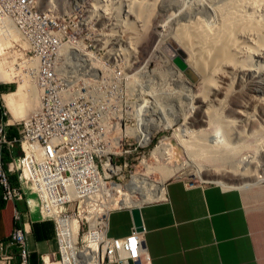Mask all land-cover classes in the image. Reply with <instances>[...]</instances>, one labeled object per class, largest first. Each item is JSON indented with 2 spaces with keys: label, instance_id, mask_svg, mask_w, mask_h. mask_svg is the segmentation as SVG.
Listing matches in <instances>:
<instances>
[{
  "label": "built area",
  "instance_id": "1",
  "mask_svg": "<svg viewBox=\"0 0 264 264\" xmlns=\"http://www.w3.org/2000/svg\"><path fill=\"white\" fill-rule=\"evenodd\" d=\"M76 18L68 32L64 17L39 15L35 0H0V24H10L26 46L24 50L17 44L25 52L22 60L35 63L34 68L22 67L39 96L37 108L26 118L0 123V201L13 206L12 229L0 240V264H30L29 194L37 202L39 220L53 224L57 246L39 254L40 264H148L150 260L143 231L133 227L129 235L112 238L107 235V217L104 223L95 215H81L108 197L105 185L121 183L132 151L149 144L135 141L123 129L122 59L111 57L114 66H105L107 54L91 56L89 62L95 66L81 70L84 60L60 53L63 44L88 46L85 32L91 26L81 25V12ZM97 29L95 46H108V36L101 40L108 32ZM103 88L108 94L104 101L98 96ZM10 126L16 129L15 136L10 135ZM131 140L136 142L133 150ZM11 176L19 183L13 184Z\"/></svg>",
  "mask_w": 264,
  "mask_h": 264
},
{
  "label": "rangeland",
  "instance_id": "2",
  "mask_svg": "<svg viewBox=\"0 0 264 264\" xmlns=\"http://www.w3.org/2000/svg\"><path fill=\"white\" fill-rule=\"evenodd\" d=\"M199 1L200 0H162L160 8H156L157 10L155 11L154 19L151 23L152 25L150 26L149 35L151 43L147 47L148 49H143L135 59L134 51L130 48V44L124 43L123 41V25L125 22L124 18L126 16L124 12L126 9L124 0H102V4L109 5L106 14L103 10L101 11L97 9V7L101 4L97 0H36L38 13L42 16H52L56 13L59 16L64 17L67 25L66 30L68 32L74 28L77 21L76 15L80 12L81 25L87 23L91 26V29L85 32V37H88L87 47L84 48V46L80 43L72 42L63 45L60 53L63 55H65V53L72 55L85 53V56L90 58L91 56L95 58L102 57L107 54V57L110 58H105V66H114V59L111 57L116 56L122 59L120 64L123 69V129H145L149 128V126L151 127L152 125H154L153 127L162 125L159 126L160 129L158 131L152 132V140L146 148H138L136 151H132V154L128 156V167L123 169V180L120 183L123 186L131 181L134 174L147 173L144 164L150 165V167H156V165H177L181 167L176 174L165 180L164 184L172 178H182L194 183H202L201 178L197 174L192 176H189L188 174L196 173L200 168L205 167H208L209 169L227 170L234 168L242 169L245 162L252 156L254 158L247 163L249 167L247 170L253 171L256 166L262 169V166L264 165V130L257 137L249 136L239 142L233 140L230 141L231 138L229 139V136L228 144L231 147H235V157L234 159L232 158L233 161L229 159L230 161H223L224 163L221 162L222 164H220V161L215 162L213 160L216 163L215 164L211 160L210 154L206 149L200 146L195 148L193 143L192 145L190 144V141H194L190 139V136H195L193 133H197L200 128L198 129V127H196V129H194L193 127L192 130L190 128L187 131L188 133H182V141V138H178L179 136L175 135L182 129H186L184 126V115H189L188 113L191 111L192 96L198 94L200 95L203 91V79H201V77H199L195 82L188 79L185 74V78H187L189 82L178 77V73L175 71L177 69L175 68L182 71L175 61L178 54H173L171 50V48L176 50L181 46L186 50L191 48H195L196 50L194 43L192 42V45L190 43L191 41L189 42L188 40L181 38L179 33L180 28H182L181 26H183L184 23H188L191 19H203V17H207V15L210 17L213 16L214 11L208 6H205L200 10L196 8ZM210 10L213 11V13ZM201 13L203 16L200 15ZM104 16H106V18ZM97 28H105L106 30H104V32H108L107 35H103L110 38L108 46L101 43H98L97 46H95V35L97 34L95 29ZM105 37H102L101 40H105ZM17 44L21 45L24 50L26 49V46L21 43L17 31L10 24H0V73L10 74L14 79V81L12 79L9 83H0V95H2L0 97V107L2 112H6V117L4 118L5 120H8L9 124H15L16 122L26 118L37 108L39 102V96L37 100L38 102L29 101V93L31 95V90L36 85L33 79L26 77L22 66L28 64L30 67L32 62L22 60L25 56L22 57L23 55L21 53L25 52H23ZM122 48L127 50L125 52L127 54L122 52V50L124 51ZM190 61L198 64V59L194 55H192ZM91 64L94 65L95 62H92ZM15 73L17 77L14 75ZM20 82H23L22 85L24 87L26 86L25 91H23V93H25L22 94V99L20 100L21 102L19 101L18 103L21 113L20 116L18 115L19 118H12L8 108L4 104L3 95L17 91L21 84ZM107 95L108 94L104 88L98 94L100 100L103 101L106 99ZM175 115L181 116V120L176 124L173 120ZM169 121L171 123L173 121V124H170ZM202 128L210 129L211 132L215 134L217 133V136H220L221 138L220 129L216 122L212 123L211 126ZM189 131L193 132L192 135L191 133L189 134ZM247 133L248 131H246V134ZM200 134H196L197 136L195 137L200 138ZM195 137L193 138L195 139ZM164 139L166 143L171 145L170 149H168V152L165 154L166 158H168L166 159L163 157V159L161 158L155 160L151 157L152 150ZM134 140L143 144L136 138ZM134 140L130 141L133 144L130 146L132 150L136 146V142L134 143ZM201 153H204L205 155H202ZM210 160L212 162H209ZM252 164H254L253 168L251 166ZM220 166H222V168ZM147 178H149L148 182L146 181L149 183V186L146 184L142 185V187L138 188L139 190H131L132 192L135 191L131 194L130 191L122 190L115 194L114 197H120L122 194L126 196L130 195L131 202H141L142 199L140 196L142 194L145 195L147 193L145 191H152V184L160 181L163 176L158 171L154 170L147 176ZM116 183H118V181H116ZM153 201L157 200H151L150 198L147 203ZM109 208L114 210L118 207H113L111 196L108 195V197L101 200V202L92 204L87 208V210H84L81 215L87 218L94 217L95 215V218L102 220L104 212ZM117 213L118 212H115L112 215L113 232L123 231V215H117Z\"/></svg>",
  "mask_w": 264,
  "mask_h": 264
},
{
  "label": "bare ground",
  "instance_id": "3",
  "mask_svg": "<svg viewBox=\"0 0 264 264\" xmlns=\"http://www.w3.org/2000/svg\"><path fill=\"white\" fill-rule=\"evenodd\" d=\"M97 1L101 3L97 9L103 10L106 14L109 5L102 4V0ZM220 1L200 0L196 8L200 10L208 6L210 9H213V16L210 17L207 15L203 19H191L190 21L188 20V23H184L183 26L180 25L182 27L180 28V37L189 42L191 41L190 43L192 45L194 43L196 50L195 48L186 50L182 46L176 50L171 48V50L173 54H178L176 58H181L185 67L190 69L197 79L199 77L203 79L202 93L192 96L191 111L188 113L189 115H184V126L186 129H182L175 135L179 136L178 138H182L181 134L186 133L190 128L191 130L193 127L194 129L196 127L198 129L200 128L198 130L199 133L189 131V134L191 133L192 135L193 133L195 136L201 133V136L198 135L200 138L194 135L190 136V139L194 140L190 141V144L192 145L193 143L195 148L200 146L206 149L212 161H220V164H222L221 162L229 159L233 161L235 157V147H231L228 144L229 136V139L231 138L230 141L239 142L249 136L257 137L264 130V0ZM124 2L126 16L123 25V41L124 43L130 44V48L134 51L136 59L137 55L151 43L149 35L150 26L152 25L155 11L158 7L160 8L162 0H124ZM35 8L38 13L36 0ZM213 11L211 12L213 13ZM104 17L106 18V16ZM63 45L60 47V50ZM126 51V49L124 51L122 50L124 53ZM85 55V53L73 55L81 61L84 60L79 65L81 66V70H83V67L88 68L89 65L91 67V63L89 62L90 58ZM192 55L198 59V64L190 61ZM32 64L30 68H34L35 63ZM175 69H177L175 71L178 73V77L189 82L185 78L183 71H180L178 68ZM14 75L16 76V73ZM12 79L13 76L10 74L0 73V83H9ZM20 83L17 91L3 95L4 104L8 108L12 118H19L21 113L18 103L22 99V94L25 93L23 91H25L26 86L24 87L22 85L23 82ZM37 100L38 89L35 86L31 90V95L29 93V101L34 102ZM173 120L176 124L181 120V116L175 115ZM214 122H216L220 129L221 138L217 136V133L211 132L210 129L202 128L211 126ZM169 123L173 124V121L172 123L169 121ZM153 126L145 129L127 128L126 134L140 140L144 145L149 144L152 140V132L158 131L160 129L159 126L162 125L158 127ZM246 131H248L247 134ZM170 147L171 145L166 143L165 139L162 140L152 150L151 157L155 160L163 159V157L166 158L165 154ZM253 158V156L250 157L242 169L234 168L227 170L209 169L205 167L200 168L196 173H190L188 175L192 176L197 174L201 178V182L218 183L227 188L262 183L264 182V165L262 169L256 166L253 171L247 170L249 168L247 163ZM211 160L209 162H212ZM144 165L147 173L134 174L131 181L124 186L118 183L105 185L104 189L111 196L113 207H140V205L149 202L150 198L151 200L161 199L165 192L164 181L181 169L177 165H156V167H150L147 164ZM222 166L220 167L222 168ZM251 166L253 168L254 164ZM154 170L158 171L163 178L158 182L152 181L154 182L152 184L153 190L145 191L147 193L140 196L142 199L141 202H131L130 195L126 196L122 194L120 197H114L115 194L122 190L130 191L131 194L135 192L131 190H137L145 184L148 185L149 178L147 176ZM109 211H111V208L104 212L102 222L105 223ZM71 223H76L74 218L71 219Z\"/></svg>",
  "mask_w": 264,
  "mask_h": 264
},
{
  "label": "crops",
  "instance_id": "4",
  "mask_svg": "<svg viewBox=\"0 0 264 264\" xmlns=\"http://www.w3.org/2000/svg\"><path fill=\"white\" fill-rule=\"evenodd\" d=\"M4 120L0 107V123ZM9 132L17 134L12 126ZM14 181L19 183L17 177ZM164 191L161 199L140 205L148 264H264V182L227 188L172 178ZM27 199L32 222L30 264H40L39 254L57 248L54 227L39 220L34 197L29 194ZM128 208L132 207L108 214L109 237H125L133 230ZM12 210L11 204L0 209V240L12 229ZM115 212L123 215V231L113 232Z\"/></svg>",
  "mask_w": 264,
  "mask_h": 264
},
{
  "label": "water",
  "instance_id": "5",
  "mask_svg": "<svg viewBox=\"0 0 264 264\" xmlns=\"http://www.w3.org/2000/svg\"><path fill=\"white\" fill-rule=\"evenodd\" d=\"M175 61L183 71V73L186 75L188 79H190L192 82H195L197 80V77L192 73L190 69H187L181 60V58H175ZM133 226L137 232L143 231V225H142V220H141V215H140V207H132L129 209Z\"/></svg>",
  "mask_w": 264,
  "mask_h": 264
},
{
  "label": "trees",
  "instance_id": "6",
  "mask_svg": "<svg viewBox=\"0 0 264 264\" xmlns=\"http://www.w3.org/2000/svg\"><path fill=\"white\" fill-rule=\"evenodd\" d=\"M5 161H6V158H5ZM16 180V176H11V181L13 182V184H15V181ZM4 207V203L0 201V209Z\"/></svg>",
  "mask_w": 264,
  "mask_h": 264
}]
</instances>
